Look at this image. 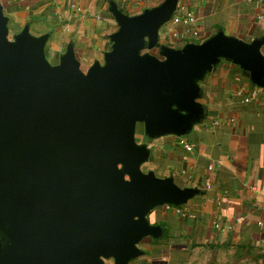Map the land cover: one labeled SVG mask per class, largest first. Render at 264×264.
Wrapping results in <instances>:
<instances>
[{
  "label": "water",
  "instance_id": "95a60500",
  "mask_svg": "<svg viewBox=\"0 0 264 264\" xmlns=\"http://www.w3.org/2000/svg\"><path fill=\"white\" fill-rule=\"evenodd\" d=\"M177 4L130 16L111 3L112 49L84 68L71 44L53 64L49 33L10 38L0 3V264H129L162 234L149 213L200 192L144 171L138 123L149 138L186 134L203 116L199 80L226 59L264 87V54L223 31L160 44Z\"/></svg>",
  "mask_w": 264,
  "mask_h": 264
},
{
  "label": "crops",
  "instance_id": "0c3cea01",
  "mask_svg": "<svg viewBox=\"0 0 264 264\" xmlns=\"http://www.w3.org/2000/svg\"><path fill=\"white\" fill-rule=\"evenodd\" d=\"M164 0H0L14 34L29 26L35 36L50 34L51 62L73 45L84 68L104 63L119 25L111 3L136 16ZM191 12L198 35L175 16ZM223 31L246 42L259 40L264 54V0H178L173 17L159 32L160 44L182 48ZM176 34V35H175ZM158 54V48L152 50ZM49 59V60H50ZM203 116L182 136L149 138L144 171L173 177L199 193L182 205L186 215L154 208L149 221L162 227L146 236L144 254L129 264H264V87L226 59L199 80ZM192 146L187 150L184 142Z\"/></svg>",
  "mask_w": 264,
  "mask_h": 264
},
{
  "label": "built area",
  "instance_id": "2783aa9c",
  "mask_svg": "<svg viewBox=\"0 0 264 264\" xmlns=\"http://www.w3.org/2000/svg\"><path fill=\"white\" fill-rule=\"evenodd\" d=\"M174 20L176 22H184L186 25L189 26V28H188L189 31L188 32L191 31V32L194 33V35H198V30L195 28V24H196L197 19L191 12H188V13L182 15V16H175ZM173 47H175V46H173ZM183 142H184V145L186 146L187 150H191L192 149V146L190 144L186 143L185 141H183ZM164 206H165V208L167 210H173V211H175V212H177V213H179L181 215H186L187 214L182 206H177V205H174V204H165Z\"/></svg>",
  "mask_w": 264,
  "mask_h": 264
},
{
  "label": "rangeland",
  "instance_id": "374dc122",
  "mask_svg": "<svg viewBox=\"0 0 264 264\" xmlns=\"http://www.w3.org/2000/svg\"><path fill=\"white\" fill-rule=\"evenodd\" d=\"M14 32L13 31H10V33H9V37L10 38H12L14 35ZM50 59V58H49ZM50 61H51V59H50ZM143 130L144 129V125H143V123H138V126H137V134H138V139H141V137H140V130ZM107 263L108 264H113V261H112V259L111 260H108L107 261Z\"/></svg>",
  "mask_w": 264,
  "mask_h": 264
}]
</instances>
